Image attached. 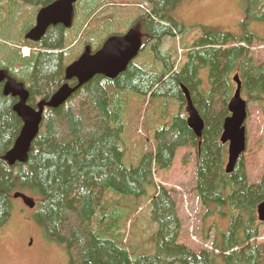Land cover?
Here are the masks:
<instances>
[{
  "label": "trees",
  "instance_id": "trees-1",
  "mask_svg": "<svg viewBox=\"0 0 264 264\" xmlns=\"http://www.w3.org/2000/svg\"><path fill=\"white\" fill-rule=\"evenodd\" d=\"M8 1L40 10L56 0ZM143 1L147 9L119 19L122 23L117 31L113 19L93 31L95 37L86 29L108 9L120 11L126 1L80 0L72 29L51 27L41 42L33 43L25 35L34 26V18L21 31L16 47L1 45L2 50L10 51L6 52L10 59H0V70L25 85L30 93L28 104L34 109L65 84L77 87L76 80H66V70L86 47L95 53L109 37L130 29L141 33L142 52L147 48L151 52L147 67L154 65L157 71L133 62L115 80L96 76L65 105L45 107L27 163L13 166L7 154L24 123L14 109L19 99L5 95L4 82H0V230L11 218L14 195L23 193L36 202L34 216L45 239L66 252L69 264H218L219 257L226 264H264V240L257 241L264 177L260 183L249 182L245 155L234 172L227 174L228 146L221 143L236 90L235 75H239L249 103L264 102V64L250 55L256 36L249 31L252 22L264 21V0H243V37L202 27L200 38L186 46L188 60L180 68H176L172 51L162 48L166 38L191 32V27L171 15L185 0ZM98 30H104L103 37H96ZM76 33L83 41L77 53L68 48V38L75 39ZM23 48H30L29 57L22 56ZM204 69L208 71L205 86ZM183 88L190 92L205 123L202 137L188 127ZM132 103L140 104L144 115L151 112L159 123L154 149L136 167L124 162L123 117ZM179 149L184 150L182 168L196 160V191L203 206L222 213L230 206L232 212L230 229L220 234L212 250L195 252L179 243L182 224L173 190L159 188L155 180L158 171L173 166ZM142 198L150 200L151 220L158 226L155 254H138L127 240V223L133 221L137 201Z\"/></svg>",
  "mask_w": 264,
  "mask_h": 264
},
{
  "label": "rangeland",
  "instance_id": "rangeland-1",
  "mask_svg": "<svg viewBox=\"0 0 264 264\" xmlns=\"http://www.w3.org/2000/svg\"><path fill=\"white\" fill-rule=\"evenodd\" d=\"M123 1H126V5L120 3L122 5L120 11L115 8L108 9L92 25L88 28L86 26V31L95 37L93 31L102 28L104 23L110 19H113L116 26L114 30L117 31L116 28L121 27L120 23H122L119 19L128 17L135 10L147 9L143 0ZM38 11L39 9L35 6L22 2L13 6L8 0L0 1L1 60L9 61L10 59V55L6 53L10 51L2 50L1 45H15L16 47L21 31L31 26ZM245 13L246 6L243 0H185L171 12V15L178 22L191 27V32L177 39L166 38L162 51L171 50L176 68H180L188 60L186 46L191 47L194 41L200 38L202 27L237 37L245 36L246 32L243 28ZM249 31L256 36L250 48V55L255 62L264 64V21L252 22ZM103 32L104 30H98L100 35L95 33L96 37H103ZM80 37L81 34L76 33L75 39L68 38L70 40L68 48L76 51L75 53L81 49L80 43L83 41H80ZM2 38H7L9 41H4ZM23 52L21 54L25 57ZM180 54L182 55L181 62L178 63ZM150 55V48H147L135 59L134 63L157 71L154 65L147 67V63L151 60ZM204 70L201 78L205 86L208 73ZM243 97L247 100L245 94ZM139 109L140 104L132 103L123 117L125 127L123 145L126 149L124 162L128 167H136L142 156L154 149L155 134L159 128V123L157 124L151 112L144 115L141 112L142 109ZM248 114L246 173L249 182L256 184L260 183L264 177V102L250 103ZM183 154L184 150L179 149L173 166L170 169L158 171L155 180L159 188L173 190L182 224L179 243L195 252L201 249L212 250L214 241L221 238V233H227L230 229L232 212H230V206L223 209L224 213L216 209L208 210L203 206L196 191V160L194 159L190 166L184 169L181 166ZM149 201L147 198L138 200L135 217L132 222L127 223V230L130 232L127 238L128 243L130 242L138 254H155L156 252L155 239L158 226L152 223L151 202ZM34 214L35 211L27 208L22 200H13L11 218L0 230V264H69L66 252L45 239ZM259 233L257 241L264 240V225L260 226ZM217 262L226 264L222 257L217 258Z\"/></svg>",
  "mask_w": 264,
  "mask_h": 264
},
{
  "label": "water",
  "instance_id": "water-1",
  "mask_svg": "<svg viewBox=\"0 0 264 264\" xmlns=\"http://www.w3.org/2000/svg\"><path fill=\"white\" fill-rule=\"evenodd\" d=\"M78 2L79 0H56L40 9L36 23L27 32L25 39L38 43L51 27L62 26L71 29ZM142 47V36L136 29H130L123 36L109 37L96 53H92L91 48L87 47L82 56L66 70V80L68 82L76 80L77 87L73 88L68 83L65 84L47 103L39 105V109H34L28 104L30 93L25 85L10 77L7 71L0 70V82H5L4 93L19 99L14 109L24 123L18 139L7 154L9 164L13 166L15 163H27L30 149L40 133L45 107L58 108L65 105L79 88L87 85L96 76L115 80L138 57ZM235 82L237 90L229 103L231 116L225 120L221 137L222 144H229L227 174L234 172L240 157L246 151L245 122L248 118V104L242 97V82L238 75L235 77ZM183 90L187 100L188 127L197 137H202L205 123L193 103L190 92L186 88ZM14 199H21L31 210L36 208L35 200L23 193H16ZM257 212L259 221L264 223V203L259 205Z\"/></svg>",
  "mask_w": 264,
  "mask_h": 264
},
{
  "label": "bare ground",
  "instance_id": "bare-ground-1",
  "mask_svg": "<svg viewBox=\"0 0 264 264\" xmlns=\"http://www.w3.org/2000/svg\"><path fill=\"white\" fill-rule=\"evenodd\" d=\"M33 43H36V42H33ZM166 110H167V108H166Z\"/></svg>",
  "mask_w": 264,
  "mask_h": 264
},
{
  "label": "flooded vegetation",
  "instance_id": "flooded-vegetation-1",
  "mask_svg": "<svg viewBox=\"0 0 264 264\" xmlns=\"http://www.w3.org/2000/svg\"><path fill=\"white\" fill-rule=\"evenodd\" d=\"M4 85H5V82H4Z\"/></svg>",
  "mask_w": 264,
  "mask_h": 264
}]
</instances>
